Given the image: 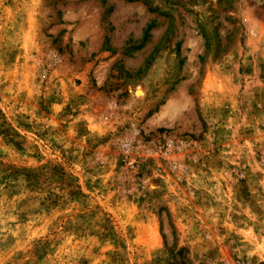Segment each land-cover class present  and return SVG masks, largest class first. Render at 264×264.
I'll return each mask as SVG.
<instances>
[{"label":"rangeland","instance_id":"rangeland-1","mask_svg":"<svg viewBox=\"0 0 264 264\" xmlns=\"http://www.w3.org/2000/svg\"><path fill=\"white\" fill-rule=\"evenodd\" d=\"M0 264H264V0H0Z\"/></svg>","mask_w":264,"mask_h":264}]
</instances>
